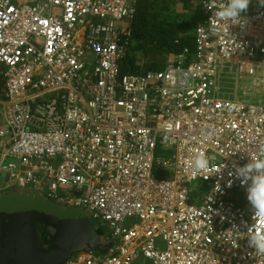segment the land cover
<instances>
[{
    "label": "built area",
    "instance_id": "built-area-1",
    "mask_svg": "<svg viewBox=\"0 0 264 264\" xmlns=\"http://www.w3.org/2000/svg\"><path fill=\"white\" fill-rule=\"evenodd\" d=\"M31 1L0 0V198L32 190L99 223L105 252L67 264H264L247 235L264 218L230 175L264 148V104L237 97L264 85L259 0L244 25L202 0L194 48L140 74L123 72L139 0Z\"/></svg>",
    "mask_w": 264,
    "mask_h": 264
},
{
    "label": "water",
    "instance_id": "water-1",
    "mask_svg": "<svg viewBox=\"0 0 264 264\" xmlns=\"http://www.w3.org/2000/svg\"><path fill=\"white\" fill-rule=\"evenodd\" d=\"M42 226L50 232L48 244ZM96 250L104 249L87 214L31 190L0 198V264H67L79 252Z\"/></svg>",
    "mask_w": 264,
    "mask_h": 264
},
{
    "label": "trees",
    "instance_id": "trees-1",
    "mask_svg": "<svg viewBox=\"0 0 264 264\" xmlns=\"http://www.w3.org/2000/svg\"><path fill=\"white\" fill-rule=\"evenodd\" d=\"M189 6V0H139L132 25L134 39L123 62L124 73L160 71L170 54L194 48L195 42L189 35L193 27ZM159 175L156 170V176ZM42 228L45 233V226ZM98 236L106 250L110 243L106 232L99 229ZM44 241L50 242L45 237Z\"/></svg>",
    "mask_w": 264,
    "mask_h": 264
},
{
    "label": "clouds",
    "instance_id": "clouds-1",
    "mask_svg": "<svg viewBox=\"0 0 264 264\" xmlns=\"http://www.w3.org/2000/svg\"><path fill=\"white\" fill-rule=\"evenodd\" d=\"M250 2L251 0H226V2L220 6L217 15L222 20L236 21L237 24L244 25L246 23V19H247L246 13L249 9ZM259 2L262 6H264V0H259ZM184 50H182L178 54L182 53ZM176 54L177 53L170 54L169 60L166 61L165 67H167L172 57L175 56ZM247 85L243 86L240 89L243 98H239V99L241 101L249 103L248 99L255 97L252 96L254 95L253 92L256 91V89L258 90L264 89V85L261 83L259 85L256 84H251V85L247 84ZM240 90L238 88V93ZM226 92L234 94V90L229 92L226 90ZM260 104H264V103L261 102ZM190 166L193 168L194 171L200 172L209 168L210 162L204 153H199L191 161ZM230 175L235 176L237 179H239L241 181V184L247 185V199L250 202L252 208L254 209V216L264 218V148L257 149L255 155H250L249 163L243 166H237L234 172L230 173ZM228 186L229 187L231 186V181L229 182ZM220 190L221 188L219 185L218 188L215 189V192ZM14 191H18V190H14ZM249 229L252 230L249 231ZM249 229L247 235L249 238L250 246L255 248L257 252L264 251V235L256 234L255 228L253 226L250 227ZM98 230L99 229H97V233ZM100 243L102 244V242Z\"/></svg>",
    "mask_w": 264,
    "mask_h": 264
},
{
    "label": "crops",
    "instance_id": "crops-1",
    "mask_svg": "<svg viewBox=\"0 0 264 264\" xmlns=\"http://www.w3.org/2000/svg\"><path fill=\"white\" fill-rule=\"evenodd\" d=\"M201 1L202 0H189V8L191 9L189 12H188V15L193 18V27H192V30H191V33L189 34L190 36L193 37V40L195 38V29H196V26L199 22V20L202 18V12H201V8H200V4H201ZM13 2L16 4V5H20L21 4H25V3H32V1L30 0H13ZM251 85V84H250ZM256 89V88H255ZM256 91H259L258 89H256ZM240 91L239 93L237 94V97L240 98ZM254 99H258L259 102L258 103H254V102H251L250 99H248V102L251 103V104H260L261 102L264 101V90L261 91V93L255 97H253ZM101 242V240H100ZM103 248V246H102ZM105 250V248H103ZM101 252V251H100ZM143 261V259H141ZM140 261V260H139ZM147 261V260H145ZM138 262V261H137ZM136 262V263H137ZM149 262V261H148ZM150 263V262H149Z\"/></svg>",
    "mask_w": 264,
    "mask_h": 264
},
{
    "label": "rangeland",
    "instance_id": "rangeland-1",
    "mask_svg": "<svg viewBox=\"0 0 264 264\" xmlns=\"http://www.w3.org/2000/svg\"><path fill=\"white\" fill-rule=\"evenodd\" d=\"M166 59H167V57H166ZM169 60V57H168V59H167V61ZM228 71V70H227ZM224 83H225V88L227 89V91L229 92V91H232V90H234V88H235V81H234V79H233V76L232 75H225L224 76ZM248 83H247V81H240L239 82V85H238V87H239V90L243 87V86H245V85H247ZM262 90H264V89H260L259 90V92L258 91H254L253 92V94L254 95H252V96H257V95H259L260 93H261V91ZM240 98H243L242 97V95H241V90H240ZM251 100V102H254V103H258L259 102V100L258 99H254V98H251L250 99ZM262 103H264V101L262 102ZM158 157H161V153H158ZM158 178H161L162 176L161 175H159V176H157ZM4 179L1 177L0 178V186H2V181H3ZM193 188H195V195H197V193L198 192H200V184L199 183H196L194 186H193ZM69 210H77V211H80V212H82L83 213V211H81V210H78V209H69ZM88 217H89V215H87ZM90 218V217H89ZM91 219V218H90ZM92 220V219H91ZM92 223H93V225L94 226H96V227H98L99 226V223H97L96 221H92ZM135 264H151V263H149L148 261H145V260H140V261H138L137 263H135Z\"/></svg>",
    "mask_w": 264,
    "mask_h": 264
},
{
    "label": "flooded vegetation",
    "instance_id": "flooded-vegetation-1",
    "mask_svg": "<svg viewBox=\"0 0 264 264\" xmlns=\"http://www.w3.org/2000/svg\"><path fill=\"white\" fill-rule=\"evenodd\" d=\"M41 195V194H40ZM43 198H45L46 200H49V199H47L44 195H41ZM56 204V203H55ZM57 205V204H56ZM43 227V226H42ZM46 230V232L44 233V230H43V228H42V236H43V239H44V237L47 239V240H49L50 242H51V235H50V232H49V230H47V229H45Z\"/></svg>",
    "mask_w": 264,
    "mask_h": 264
}]
</instances>
